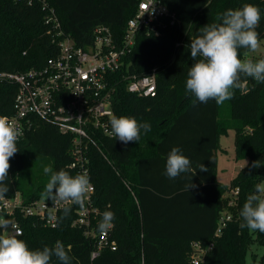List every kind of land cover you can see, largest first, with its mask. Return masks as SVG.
I'll list each match as a JSON object with an SVG mask.
<instances>
[{
  "label": "trees",
  "instance_id": "16d2710c",
  "mask_svg": "<svg viewBox=\"0 0 264 264\" xmlns=\"http://www.w3.org/2000/svg\"><path fill=\"white\" fill-rule=\"evenodd\" d=\"M56 9L64 31L77 46L86 47L94 28L108 25L116 39L125 33L138 0H48ZM176 21L170 19L158 26L159 33L139 31L130 54L129 71L142 76L156 70L157 94L141 97L130 93L127 81L117 78L113 109L117 117H135L148 122L151 131H141L138 142L124 144L114 137L102 136L100 149L92 147L90 168L95 185V204L103 214L115 215L111 237L117 249H104L91 258L94 240L84 230L72 226L74 208L65 217L60 213L55 228L33 224L20 218L24 240L30 249L53 247L61 241L71 257V264H193L191 244L200 242L206 251L203 264H264V233L241 228L240 211L254 185L261 182L253 161L264 160V84L252 78L236 89L225 101L230 118H221V104L209 100L196 102L186 93L188 68L191 67V40L200 28L229 9L251 3L261 9L256 31L264 36V0H164ZM240 58L248 52L240 49ZM58 53L44 23L40 6L26 2L0 0V71L20 72L43 65ZM264 58V57H262ZM253 59V58H252ZM261 59V58H260ZM255 60V59H253ZM258 60V59H257ZM17 85L0 82V115H12ZM234 130L235 159L247 161L229 185L216 179L217 150L220 137ZM251 129V130H247ZM72 137L54 124L35 119L17 142L19 151L10 159L9 192L20 190L27 199L40 197L44 184L35 180L27 191L23 178L28 160L50 159L53 171L77 172L71 161ZM179 147L196 169L191 182L197 187L186 190L189 174L175 179L165 175L167 155ZM260 158V159H259ZM259 159V160H258ZM203 164L208 171L201 172ZM239 187L232 220L215 236L222 212L227 210L229 190ZM100 221L102 216L99 218ZM51 264H61L53 257Z\"/></svg>",
  "mask_w": 264,
  "mask_h": 264
},
{
  "label": "built area",
  "instance_id": "2783aa9c",
  "mask_svg": "<svg viewBox=\"0 0 264 264\" xmlns=\"http://www.w3.org/2000/svg\"><path fill=\"white\" fill-rule=\"evenodd\" d=\"M37 5L44 11V23L52 42L58 46V53L49 57L39 67L25 71H0V82L17 85L13 103V114L5 115L15 123L21 136L33 127L35 119L54 124L63 134L72 137L71 161L69 167L77 174L87 173L90 188L85 206L72 204L75 216L71 225L82 228L87 237L94 240L91 258L100 255L104 249H117V242L111 237L112 228L101 233L98 230L103 215L95 204V185L90 168V149H100L102 136L110 137V118L116 115L113 97L117 78L127 81V89L141 97H155L157 94L156 70L137 76L128 69L130 54L136 43L139 31L159 33L158 26L170 19L176 21L164 0H138L134 15L128 20L125 33L116 39L111 28L100 24L94 28L93 38L86 46H77L62 27L54 6L48 0H13ZM119 77H121L119 79ZM18 139V140H19ZM227 210L222 212L215 236H220L223 228L232 220L230 207H235L240 193L239 187L229 190ZM66 205H53L42 196L27 199L20 190L0 201V216L10 221L8 230L23 233L20 218H29L33 224L55 228L59 224L60 213ZM2 231V229H0ZM18 235V236H20ZM207 247L194 241L191 246L193 264H203Z\"/></svg>",
  "mask_w": 264,
  "mask_h": 264
},
{
  "label": "clouds",
  "instance_id": "9594fccd",
  "mask_svg": "<svg viewBox=\"0 0 264 264\" xmlns=\"http://www.w3.org/2000/svg\"><path fill=\"white\" fill-rule=\"evenodd\" d=\"M261 21V9L251 3L244 4L239 9H229L217 18V22L208 23L200 28V33L191 40L190 53L193 63L188 68L186 93L197 101L206 104L214 100L218 105L231 100L235 90L244 87L246 79L252 78L258 84H264V58L253 60L251 57L240 58V49L255 52L261 47L259 33L256 31ZM110 134L124 144L138 142L141 131L146 135L151 131L148 122L140 123L135 117L111 115ZM21 131L9 117L0 115V201H4L9 192L10 159L19 151L17 142ZM261 161H253L252 168H259ZM245 166L247 161L245 160ZM201 172L208 169L201 164ZM43 171L49 179L41 193L53 205L64 203L66 217L71 212L70 205L85 206L87 193L90 188L88 174L80 173L75 176L60 169L53 171L51 166H45ZM191 174L186 190L197 186L191 182L196 169L191 160L185 156L179 147H173L167 155L165 175L175 179L181 174ZM243 222L240 227L264 233V181L254 185V192L247 196L240 211ZM115 215L105 211L98 230L104 233L113 227ZM10 221L0 216V264H51L52 258H57L61 264H71V257L61 241L53 247L30 249L28 244L18 239L20 233L12 234L8 230Z\"/></svg>",
  "mask_w": 264,
  "mask_h": 264
},
{
  "label": "rangeland",
  "instance_id": "374dc122",
  "mask_svg": "<svg viewBox=\"0 0 264 264\" xmlns=\"http://www.w3.org/2000/svg\"><path fill=\"white\" fill-rule=\"evenodd\" d=\"M261 47L255 52H247V56L257 60L264 57V36L260 38ZM245 54V56H246ZM246 58V57H245ZM226 104H221V118H230V113L226 108ZM251 130V129H247ZM235 133L233 129H230L227 134H222L220 137V146L217 150L218 164L216 179L221 184L229 185L232 179L236 176L239 169L244 165L245 160L237 161L235 159ZM260 159V158H259ZM258 159V160H259ZM264 162L263 159L260 160ZM45 166H51L50 159H36L28 160L23 178V190L27 191L31 187L32 183L39 179L44 185L49 179V175H46L43 171ZM259 174L262 176L261 182L264 181V163L258 168Z\"/></svg>",
  "mask_w": 264,
  "mask_h": 264
}]
</instances>
